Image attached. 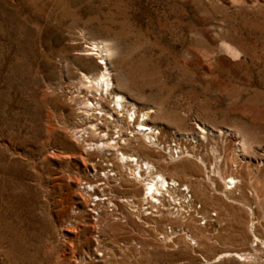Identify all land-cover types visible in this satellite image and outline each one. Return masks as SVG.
<instances>
[{
	"label": "rangeland",
	"instance_id": "374dc122",
	"mask_svg": "<svg viewBox=\"0 0 264 264\" xmlns=\"http://www.w3.org/2000/svg\"><path fill=\"white\" fill-rule=\"evenodd\" d=\"M98 42L120 92L180 145L149 155L199 216L179 190L139 207L143 186L115 177L97 193L113 204L87 197L103 160L74 131ZM0 264H264V0H0Z\"/></svg>",
	"mask_w": 264,
	"mask_h": 264
},
{
	"label": "bare ground",
	"instance_id": "6f19581e",
	"mask_svg": "<svg viewBox=\"0 0 264 264\" xmlns=\"http://www.w3.org/2000/svg\"><path fill=\"white\" fill-rule=\"evenodd\" d=\"M89 51L91 52L88 54L89 56H99L101 71L97 76L86 75L84 82L80 84L78 91L84 95V100L80 105L83 106L82 113L85 119L83 121L84 127L79 131L75 130L77 132L74 131V137L77 142L84 144L86 151L100 155L103 164L92 163V166L94 172L99 173V168L103 171V176L100 175L103 180L99 186L102 188L99 190L98 181L85 184L84 189L87 197L91 200L94 199V202L105 201L109 202L108 205L113 204L112 199L114 198L105 197L102 199L97 196V193L105 194V189H108V187L104 188V185H107L105 180L108 182L112 177H115L116 183L119 182L118 185L125 186L127 182H130L133 185L143 186L142 205L140 204L139 207L151 204L150 208L163 207L165 209L166 196L171 197V193L179 190L183 194V202L190 205L191 208L195 207L194 212L196 214H190V218H195L194 214L199 216L202 210L196 208L193 196L187 195L190 193L189 187L182 185L177 180L167 178L160 166L163 161H155L149 155L151 151H156L158 148L163 152L169 149V146L168 148L165 146L168 143L163 141V131L155 128L152 124L153 111H140L135 103L129 101L120 92L109 70L110 50L108 46L102 42L93 43ZM157 130L161 131L159 137L156 135ZM177 145L180 146L178 143ZM184 153L187 154L186 157L196 159L201 168L207 170L208 165H210L207 159L205 160L204 157H200L195 152L186 150ZM182 154L181 149L179 157ZM169 157L174 160L173 156ZM84 163L86 166L87 162ZM235 184V179L231 178L229 185L234 187L229 190L237 188ZM125 201L138 207V200ZM169 215L172 213L169 212ZM205 217L203 216L202 219ZM195 235L202 238L205 236L204 233H195ZM235 255L240 257L238 254Z\"/></svg>",
	"mask_w": 264,
	"mask_h": 264
},
{
	"label": "built area",
	"instance_id": "2783aa9c",
	"mask_svg": "<svg viewBox=\"0 0 264 264\" xmlns=\"http://www.w3.org/2000/svg\"><path fill=\"white\" fill-rule=\"evenodd\" d=\"M160 130H157V134H156L157 137L160 136V133H161ZM172 141H173L172 143L167 144V148L169 146V149L166 150V153H167V155H169L171 157L173 156L174 158L177 159L181 155V147L177 145V142L175 140H172Z\"/></svg>",
	"mask_w": 264,
	"mask_h": 264
}]
</instances>
